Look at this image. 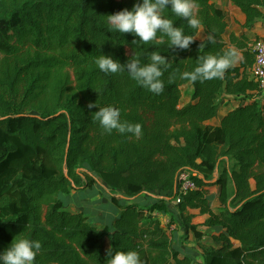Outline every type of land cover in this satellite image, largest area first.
I'll return each instance as SVG.
<instances>
[{
	"label": "trees",
	"instance_id": "1",
	"mask_svg": "<svg viewBox=\"0 0 264 264\" xmlns=\"http://www.w3.org/2000/svg\"><path fill=\"white\" fill-rule=\"evenodd\" d=\"M230 1L245 15V30L264 21V0ZM136 2L0 0V252L14 238H29L42 242L34 264H107L110 249L135 250L142 264H194L191 253L173 244L174 231L201 240L189 213L199 210L208 215L203 226L219 231L202 249L203 264H264V105L250 74L256 58L250 39L241 33L225 41L224 10L215 0H197L195 15L215 44L195 38L180 49L160 34L134 44L139 38L115 31L106 16ZM168 15L194 34L182 18ZM231 48L242 59L222 77L183 76L200 58ZM153 51L167 60L159 94L126 70L104 73L95 64L100 55L144 64ZM187 84L193 102L180 106ZM223 96L242 103L212 128L206 123L218 116ZM106 106L119 108L122 121L139 123L141 134L106 132L93 119ZM184 171L199 190L179 193ZM95 185L110 190L119 209L112 226L92 225L85 212L67 211L58 198ZM212 186L220 188L217 209L206 191ZM158 193L167 196L156 200ZM155 213L169 216L170 234Z\"/></svg>",
	"mask_w": 264,
	"mask_h": 264
},
{
	"label": "clouds",
	"instance_id": "2",
	"mask_svg": "<svg viewBox=\"0 0 264 264\" xmlns=\"http://www.w3.org/2000/svg\"><path fill=\"white\" fill-rule=\"evenodd\" d=\"M197 0H137L131 10L125 8L115 14L107 15V23L119 33H132L139 39L134 44H147L150 41L167 37L171 47L187 49L199 37L201 21L195 15ZM171 14L182 18L187 25L195 30L194 34H185L183 27L174 24L169 17ZM207 41L216 43L212 33L207 35ZM203 47V45H202ZM240 58L237 49L231 48L222 56L207 55L200 58V63L190 73H184L185 78L193 81L207 80L222 77L225 71ZM166 58L160 52L153 51L149 62L141 64L139 60L131 59L126 65H122L111 56L100 55L95 59V64L104 73H117L126 70L130 77L147 90L159 94L163 91L164 84L161 80ZM97 105L89 104V107ZM93 119L98 121L101 127L108 133L113 130L121 134L131 133L135 136L141 134L142 126L121 120V111L117 107H99L94 113ZM103 230V229H101ZM100 230V231H101ZM42 248V242L29 238H14L10 246L0 252V264H34L38 252ZM107 264H142L140 255L135 250L108 252Z\"/></svg>",
	"mask_w": 264,
	"mask_h": 264
},
{
	"label": "crops",
	"instance_id": "3",
	"mask_svg": "<svg viewBox=\"0 0 264 264\" xmlns=\"http://www.w3.org/2000/svg\"><path fill=\"white\" fill-rule=\"evenodd\" d=\"M232 15L235 18L234 19L232 18V25H233L232 28H233V30H231L230 35L231 34H236L237 36H239L241 33H245L250 39V44H249L250 47H251V45L253 44V42L255 40L264 38V21H260L259 23H257L254 26V28L252 30L248 31V30H245L243 28V25L246 22L245 15L241 11L236 9V8H234L232 10ZM208 34H209V32L207 31L206 37H207ZM241 59H242V54H240L239 61H241ZM192 95H193V93H192ZM192 95H191V99H192ZM223 97H225L227 100H225V103L221 105V108H220L218 116L206 123L207 125H209L212 128H218L220 126V124H221L222 118L224 116H226L230 111H232L235 108H237L238 105L242 103L240 98L229 97V96H223ZM256 98L258 100H260L261 103L264 105V91L261 94H259ZM182 99H183V97L181 98V100ZM191 102H193V101H191ZM186 173L190 175L189 172L186 171ZM206 191H207V195H208L209 199L212 202L213 207L215 209L220 207L219 201H218L220 188L218 186H212V187L206 188ZM75 193H77V192L74 191L73 195H75ZM71 195H72V193H71ZM100 195H101V193H100ZM100 195L99 194H95L94 198L95 197H99L98 200H102V199L105 200V198L100 197ZM166 196H167V193L166 194L158 193V194H156L154 196V199H156V200L157 199H161L162 200ZM108 197L110 199V195L109 194H108ZM176 205H177V203L175 201L173 203H171L170 206H169L170 210L173 211L175 209ZM65 209L67 211L71 212V213H77L78 211L82 210V208H78V207H76L74 205H71V208H69V209H68V207H66ZM189 213L194 215L192 223L194 225L198 226V230L203 233L202 239L197 241V239L194 237V235L192 233H189L188 238L186 240H184V238H183L184 237V233L179 228V229H176L174 231L175 238H174L173 244L175 246H179L180 249H182L184 252L191 253L193 255V257H196V259H195L196 261H195L194 264H203L202 263V257L198 258V255H196V254H197V252L202 254L203 253L202 249L204 247L212 246L213 245L212 236L219 235V231L215 230V229H212V228H208V227L203 226L204 223L206 222V220L208 219V215H202L199 212V210H190ZM85 216L88 218V221H89V217L87 215H85ZM159 216H160V220H161V223H162V227L164 228L166 221L169 219V216L161 214V213H160ZM98 217L102 221L99 220V222H97L95 224V226H98V227H102V226H105V225L112 226L114 224V222L116 221L117 217H118V213H117L116 218H115V220L113 221L112 224L107 223L106 219H104V217L102 215L99 214Z\"/></svg>",
	"mask_w": 264,
	"mask_h": 264
},
{
	"label": "rangeland",
	"instance_id": "4",
	"mask_svg": "<svg viewBox=\"0 0 264 264\" xmlns=\"http://www.w3.org/2000/svg\"><path fill=\"white\" fill-rule=\"evenodd\" d=\"M215 4L217 7L221 8L224 10L226 14V21L228 24L227 32L224 36V40L228 41L230 32L233 30V25H232V18L234 19L235 17L232 15V10L233 5L230 0H215ZM205 30V31H204ZM207 30L205 28H200L199 30V37L197 40L199 41H204L207 39L206 37ZM182 91V97L183 99L180 102V106H185L186 104L190 103L192 101L191 95L193 93V88L190 84L185 85L184 87L181 88ZM225 100H227L225 97H221V104L225 103ZM71 196H65L60 194L58 196L59 199L63 200L66 203V207L71 208V205H74L78 208H82V212H85L86 215L89 217V222L93 225H95L97 222L102 221L98 215H102L104 219H106L107 223L112 224L113 221L116 218V215L118 213V207H116L113 203H111L108 193H110V190H101V188L98 185H95L91 189L87 190H77L75 195ZM99 192V193H98ZM101 193V195H100ZM113 193V192H111ZM95 194H99L100 197L105 198V200H98L99 197H95ZM120 193H114L115 196H119ZM144 199V200H143ZM98 200V201H97ZM121 203L124 202L123 199H120ZM145 198H141L139 202H142L145 205L152 204L151 202L145 203ZM41 202V212H43V196L40 199ZM169 221V219H168Z\"/></svg>",
	"mask_w": 264,
	"mask_h": 264
},
{
	"label": "built area",
	"instance_id": "5",
	"mask_svg": "<svg viewBox=\"0 0 264 264\" xmlns=\"http://www.w3.org/2000/svg\"><path fill=\"white\" fill-rule=\"evenodd\" d=\"M253 51L255 52V63L253 64L252 68L250 69L251 77L259 84L261 89V93L264 91V38L255 40L251 45ZM260 93V94H261ZM179 193L186 194L189 191H197L199 190L198 186L194 181L191 180L190 175L184 171L179 176ZM177 191V188H176ZM177 204L180 202L179 199L175 201ZM160 213H155V217L160 219ZM169 221L167 220L165 223L164 228L170 234L174 229L173 226L168 227ZM198 258L201 257L202 254L197 252ZM196 259V257H195Z\"/></svg>",
	"mask_w": 264,
	"mask_h": 264
}]
</instances>
